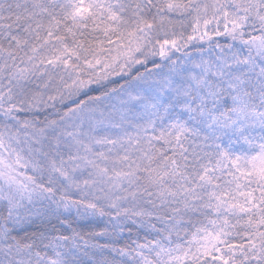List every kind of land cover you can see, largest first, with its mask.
I'll return each instance as SVG.
<instances>
[{
  "label": "snow or ice",
  "instance_id": "1",
  "mask_svg": "<svg viewBox=\"0 0 264 264\" xmlns=\"http://www.w3.org/2000/svg\"><path fill=\"white\" fill-rule=\"evenodd\" d=\"M0 264H264V0H0Z\"/></svg>",
  "mask_w": 264,
  "mask_h": 264
}]
</instances>
